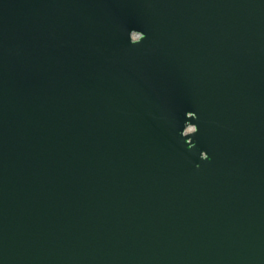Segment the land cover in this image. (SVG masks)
<instances>
[{
  "label": "water",
  "instance_id": "water-1",
  "mask_svg": "<svg viewBox=\"0 0 264 264\" xmlns=\"http://www.w3.org/2000/svg\"><path fill=\"white\" fill-rule=\"evenodd\" d=\"M0 264H264V0H0Z\"/></svg>",
  "mask_w": 264,
  "mask_h": 264
},
{
  "label": "clouds",
  "instance_id": "clouds-1",
  "mask_svg": "<svg viewBox=\"0 0 264 264\" xmlns=\"http://www.w3.org/2000/svg\"><path fill=\"white\" fill-rule=\"evenodd\" d=\"M130 32H140V33H142V34H143V37H144V39L146 38V37H145V34H144L143 32H141V31L130 30V31H129V33H130ZM188 112H192V111H188Z\"/></svg>",
  "mask_w": 264,
  "mask_h": 264
}]
</instances>
